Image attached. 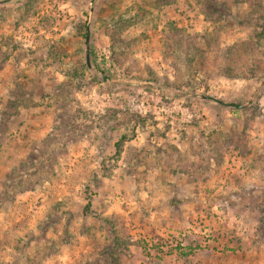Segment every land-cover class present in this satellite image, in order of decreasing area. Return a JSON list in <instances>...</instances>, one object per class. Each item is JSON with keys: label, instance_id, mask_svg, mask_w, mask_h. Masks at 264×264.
<instances>
[{"label": "rangeland", "instance_id": "obj_1", "mask_svg": "<svg viewBox=\"0 0 264 264\" xmlns=\"http://www.w3.org/2000/svg\"><path fill=\"white\" fill-rule=\"evenodd\" d=\"M0 264H264V0H0Z\"/></svg>", "mask_w": 264, "mask_h": 264}, {"label": "trees", "instance_id": "obj_2", "mask_svg": "<svg viewBox=\"0 0 264 264\" xmlns=\"http://www.w3.org/2000/svg\"><path fill=\"white\" fill-rule=\"evenodd\" d=\"M226 70V74L229 76L232 72L231 68H225ZM126 136L125 135H121L120 140L118 142H116L114 144V148H115V153H114V158H117L120 156L121 153V148H122V144L126 141Z\"/></svg>", "mask_w": 264, "mask_h": 264}, {"label": "water", "instance_id": "obj_3", "mask_svg": "<svg viewBox=\"0 0 264 264\" xmlns=\"http://www.w3.org/2000/svg\"><path fill=\"white\" fill-rule=\"evenodd\" d=\"M85 39H86V41H88V37H86ZM87 55H88V54H87ZM87 65H88V62H87Z\"/></svg>", "mask_w": 264, "mask_h": 264}]
</instances>
